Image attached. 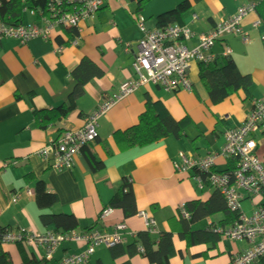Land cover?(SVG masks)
I'll use <instances>...</instances> for the list:
<instances>
[{
	"label": "crops",
	"instance_id": "crops-1",
	"mask_svg": "<svg viewBox=\"0 0 264 264\" xmlns=\"http://www.w3.org/2000/svg\"><path fill=\"white\" fill-rule=\"evenodd\" d=\"M182 1L185 0H107L93 19L79 23L78 45H63L61 51L57 39L59 35L64 41L68 39L64 31L52 39L36 38L25 44L13 38L0 39V227L15 233L55 232L54 226L42 223L41 216L67 213L78 219L79 226L73 231L76 233L110 235L117 224L126 223L128 228L122 238L128 243L133 239V232L146 229L145 219L139 213H147L159 230H172L183 203L209 198L210 188H198L190 174L177 170L183 164L179 153L185 151L187 156L205 157L219 151L225 142V130L242 125L254 103L264 99V29L254 25L259 19L255 12L246 16L241 25L249 34L247 40L240 35H227L213 49L215 54L223 52L225 47L231 49L230 57L239 72L250 75L253 81L248 95L239 90L214 104L199 78L196 63L190 74L191 91H166L155 84L141 86L99 118L97 140L90 151L104 163L102 169L91 170L86 149L74 157L71 170H55L48 160L35 155L64 132L83 127L101 104L119 94L122 84L137 79L132 64L142 37L139 25L158 28V16ZM191 1L192 8L184 14L182 24L202 33L234 15L239 7L256 6L261 0ZM42 16L25 9L23 23L40 24ZM196 42L192 39L186 44L194 47ZM126 45L130 46L128 53L124 51ZM85 58L98 66L103 75L86 84L84 95L72 101L76 81L71 70ZM148 97L161 101L176 120L190 119L184 135L181 138L169 136L144 148H122L114 133L138 122ZM64 103L72 104L66 118L49 124L46 129L36 121L35 111L53 109ZM252 138L257 142L256 156L264 161V127L254 132ZM226 167L227 159L219 158L217 170ZM124 178L132 183L139 213L126 218L121 209H112L108 216L100 218ZM39 180H44L58 197L52 209H43L36 202ZM16 193L20 194V199L12 203L11 198ZM261 202V198L246 196L241 208L250 215ZM220 218V215L214 217L216 221ZM209 221L198 225L205 227ZM173 242L176 254L170 264H228L236 254L251 247L247 240L223 237L217 252H206L204 246L188 247L176 233ZM3 248L13 264H59L65 256L82 253L88 247L81 241H65L50 260L46 259L44 247L39 245L13 242L4 243ZM98 261L112 263L108 246L97 247L89 264ZM114 262L151 264L140 255H124ZM253 264H264V257Z\"/></svg>",
	"mask_w": 264,
	"mask_h": 264
},
{
	"label": "built area",
	"instance_id": "built-area-1",
	"mask_svg": "<svg viewBox=\"0 0 264 264\" xmlns=\"http://www.w3.org/2000/svg\"><path fill=\"white\" fill-rule=\"evenodd\" d=\"M107 0H55L48 11L41 18L40 24L22 23L8 25L0 21V39L13 38L25 44L36 38L52 39L64 28H77L83 20L93 19ZM67 4H77L73 9H66ZM255 12L254 5H243L237 12L226 20L217 23L211 30L202 33L194 32L188 25L172 24L163 28H146L140 24L142 37L138 41V52L134 55L133 69L137 79L122 84L119 94L101 104L86 120L83 127L64 132L58 139L51 140L35 153L39 158L46 159L55 170H71L74 157L82 148L94 142L98 136V120L109 111L119 100L136 91L141 86L155 84L166 91L193 89L190 78L194 64L197 62H211L216 54L214 47L227 35H240L245 40L249 34L243 30V19ZM194 19L197 16L194 15ZM255 26H261L258 19ZM196 39L194 47H188L186 41ZM264 39V37H263ZM78 37L71 45H78ZM63 46H59L61 51ZM125 52H130L126 45ZM223 55H230L231 49L225 47ZM226 118H229L226 115ZM264 127V99L254 103L253 109L246 119L236 128L225 130V142L219 151L205 157L187 156L185 151L179 153L183 164L177 170L183 173L190 172L194 167L209 171L219 158L236 156L238 166L232 173H219L209 176L212 187L217 188L225 196L227 204L232 210L241 213L239 222L229 227L223 234L225 239L251 243V247L242 253L236 254L228 264H253L264 256V166L256 156L257 142L252 134L260 127ZM200 188L202 179L196 178ZM261 198L262 202L254 206L253 212L248 215L241 208V201L246 197ZM20 194L12 196L11 202L16 203ZM112 209L107 208L101 214L102 219L109 215ZM184 211V210H183ZM144 217L146 229L152 234L159 232L157 223L145 212L139 213ZM184 216L188 214L184 212ZM126 223L116 225V230L110 235L97 232L85 233H15L7 232L3 235V243L23 242L25 245H39L44 247L47 259H52L56 249L65 241H81L87 244V250L82 253L65 256L59 264H87L99 246L111 247L124 243L122 233L127 230ZM137 233L133 232L132 237ZM140 251H143L140 249Z\"/></svg>",
	"mask_w": 264,
	"mask_h": 264
},
{
	"label": "trees",
	"instance_id": "trees-1",
	"mask_svg": "<svg viewBox=\"0 0 264 264\" xmlns=\"http://www.w3.org/2000/svg\"><path fill=\"white\" fill-rule=\"evenodd\" d=\"M193 1L201 2L203 0ZM54 2L55 0H0V21L8 25L22 24L25 9L34 10L38 16H41L47 13L48 8ZM76 5L67 4L66 9H73ZM191 8V0L180 2L174 9L158 16V27L163 28L172 24L184 25L182 24L183 16ZM255 13L264 29V0H261L255 6ZM62 31L67 33L68 39L64 41L62 35H59L57 40L60 46L71 45V42L79 37L77 28H64ZM197 69L199 78L205 85L214 104L224 101L231 94L239 90H244L248 95L253 85L250 75L241 74L230 55L225 56L222 52L217 53L215 59L211 62H197ZM71 75L76 81L75 88L71 93V100L74 101L84 95L86 84L96 77H101L103 71L92 61L85 58L71 70ZM71 107L72 104L64 103L53 109L37 110L34 112V115L40 126L46 129L49 124L66 118ZM189 122L190 119L188 117L176 120L161 101H155L148 97L145 102V109L140 114L138 122L125 130L116 131L114 136L122 148H144L158 143L169 136L181 138ZM96 140L85 145L81 150L86 149L89 151L87 160L92 171H97L104 167V163L97 160L90 151V146ZM226 159L227 167L225 170H217L215 165L209 171L194 167L188 172L198 188L200 187L196 179L197 177L202 179L203 188L200 189L208 187L212 190L207 200H190L183 203L178 211L179 220L176 227L172 230H159L157 234H152L149 230L145 229L139 231L130 242L118 243L109 247L112 258L111 264H115L114 261L124 255L130 257L140 255L151 264H170V259L176 254L173 242L175 233L188 247L200 245L206 247V252H217L224 232L239 222L241 216L240 212L232 210L229 207L225 196L219 189L212 187L209 182V176L212 174H228L237 169L238 158L236 156L227 157ZM262 163L264 166V161ZM36 202L43 209H52L58 203L57 195L48 189L44 180L37 181ZM107 208L121 209L126 218L133 217L139 213L132 183L129 179L124 178L120 189L111 198ZM184 212L188 214V217L184 216ZM217 215L221 216L218 221L214 219ZM206 220L210 221L205 227L198 225L200 222ZM41 221L45 226H54V231L59 233L75 231L79 226L78 219L73 214L67 213L44 214L41 216ZM7 232H10V230L6 227H0V264H13L10 254L3 248V235ZM17 243L23 244V242ZM140 249L143 251H140ZM90 261L91 258L87 264ZM96 264L104 263L98 261Z\"/></svg>",
	"mask_w": 264,
	"mask_h": 264
},
{
	"label": "rangeland",
	"instance_id": "rangeland-1",
	"mask_svg": "<svg viewBox=\"0 0 264 264\" xmlns=\"http://www.w3.org/2000/svg\"><path fill=\"white\" fill-rule=\"evenodd\" d=\"M243 204V203H242ZM243 208V207H242ZM244 211V210H243Z\"/></svg>",
	"mask_w": 264,
	"mask_h": 264
}]
</instances>
